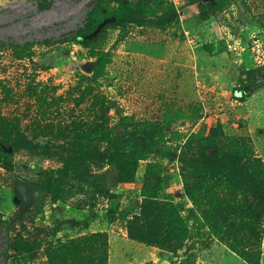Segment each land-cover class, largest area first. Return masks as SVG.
I'll return each mask as SVG.
<instances>
[{
  "label": "rangeland",
  "instance_id": "1",
  "mask_svg": "<svg viewBox=\"0 0 264 264\" xmlns=\"http://www.w3.org/2000/svg\"><path fill=\"white\" fill-rule=\"evenodd\" d=\"M0 264H264V0H0Z\"/></svg>",
  "mask_w": 264,
  "mask_h": 264
},
{
  "label": "trees",
  "instance_id": "2",
  "mask_svg": "<svg viewBox=\"0 0 264 264\" xmlns=\"http://www.w3.org/2000/svg\"><path fill=\"white\" fill-rule=\"evenodd\" d=\"M139 13H140L139 9L131 8L124 5L118 11L112 12V15H115L117 17V21L124 22L126 21V15L131 16L128 20L131 21V20H136L137 17H139L138 16ZM77 37L78 35L67 36L65 39H77ZM248 93L249 92L246 91L243 92L241 95L237 94L238 95L237 97L241 100H244L247 97ZM89 155H91L90 152L85 154L77 153L71 156H64L63 154L62 158L64 161L65 169L67 171L70 170V172L72 173L81 172L83 167L88 164V158L90 157ZM91 156L94 157L99 162H108L118 158L120 155L119 152H117L116 150L113 151L104 150L98 152L97 154L94 153V155ZM167 213H171V208L166 204H163L161 206L159 205L149 206V204L143 205L141 208V215L135 214L132 220H130L128 224L129 233L131 237L139 239L144 242H148L149 237L146 235L139 234L138 227L135 226L136 223L138 222V220L141 219V217H149L150 215H153L156 218H160Z\"/></svg>",
  "mask_w": 264,
  "mask_h": 264
}]
</instances>
